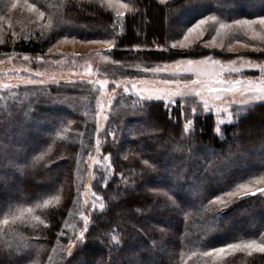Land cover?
<instances>
[{
	"label": "trees",
	"instance_id": "16d2710c",
	"mask_svg": "<svg viewBox=\"0 0 264 264\" xmlns=\"http://www.w3.org/2000/svg\"><path fill=\"white\" fill-rule=\"evenodd\" d=\"M115 1L129 6L124 16L104 0H0V29L11 27L0 34V56L44 59L60 40H109L114 47L99 51L109 61L96 68L99 77L134 79L140 69L181 59L230 60L200 42L185 50L167 46L214 16L232 27L234 40L262 50L259 57L238 56L264 63V41L233 28L235 20L264 17L246 0ZM27 4L35 5L34 14ZM49 91L0 98V264H264V252L226 247L264 244V194L256 191L264 188V102L216 134L211 114H194L185 132L188 101L135 102L125 110L120 102L132 98L116 99L100 136L112 174L104 181L98 173L92 186L103 208L90 214L83 242L68 256L79 226L70 220L79 210L78 174L94 149L95 93L83 80ZM65 99L72 102L67 107L60 104ZM241 184L247 188L227 195Z\"/></svg>",
	"mask_w": 264,
	"mask_h": 264
},
{
	"label": "rangeland",
	"instance_id": "374dc122",
	"mask_svg": "<svg viewBox=\"0 0 264 264\" xmlns=\"http://www.w3.org/2000/svg\"><path fill=\"white\" fill-rule=\"evenodd\" d=\"M104 1L107 6H111L120 11L126 10L121 8V4L115 0ZM245 3L248 7H254L256 10H260L261 8L264 9V5L257 6L255 1L246 0ZM234 9L237 10L236 7ZM25 11L27 13H35L34 10L29 9L27 5H25ZM40 18V15H36V20L39 21ZM187 19H189V17ZM142 22L143 19L140 23V32H143L144 28ZM10 28L11 27L6 24L4 28L0 29V34L5 30H9ZM233 28H236L240 31L241 37H247L251 41H261L260 39H253L252 32L247 31L245 28L238 27L236 25ZM253 28L257 32L261 31V26L259 24L253 25ZM246 32L247 34H245ZM185 35L188 36L187 40L184 39ZM185 35L177 41L168 43L167 46L175 50H185L191 45L200 42L203 46L214 49L219 53L220 56L230 57V60L227 61L211 58L212 60L220 61V64L224 65L225 79H240L244 81L252 80L255 82L262 76L260 69L250 66L248 61H251L253 64L264 65V63L253 61L251 56H238L239 53H246L254 54L255 57H259V55L262 53L261 48L257 45L252 46L251 44L242 43L241 40H234L232 27L221 30L220 35H217L216 32L210 30V28H208V24H206L204 26L203 35L200 34V30L190 34L187 31ZM213 36L216 37L215 40H213ZM173 45H175V47H173ZM105 46L107 45L60 40L56 42L52 48H50L48 53L51 54H48L44 59L28 58L25 60V56H0V84L12 85V87L8 89H0V98L3 99V101H5V96L8 95L14 97L21 95L32 96L31 93L33 92L36 94L39 92L40 94H48L51 88H57L61 85L63 86V84L80 83L82 80L85 83H88L93 88L95 93V110L92 111V115H88L95 128L94 149L88 154V157L85 159L84 169H81L80 173L78 174L80 179L79 210L78 212L71 214L70 220H77L79 226L75 229L76 239L71 242L66 249V254H68V256L73 253L77 245L83 242L78 239V236L84 228L88 229L90 225V214L94 211L101 210L102 201L97 195L94 194L92 186L94 181L97 180L98 173H102L104 175V181H106L111 176L112 170L111 167H107V165L110 163V157L102 154L101 148L99 152L96 151V142L99 140L101 144L100 136L106 129L107 124L111 119V115L115 113V107L113 105L116 99L123 96L125 99L132 98L134 103L128 104L127 102L124 103V101L120 102L121 107L119 108L125 110L128 107H134L135 102L141 104L145 102L158 101L162 102L165 106L172 107L178 101L182 105L188 101L187 103H192L193 108H196V112L193 113V108L191 109V117L189 120L184 122V130L187 126L188 129H190L189 131H191V118L194 114H211L215 121L216 134L220 133L219 129L223 125L233 123L239 115L245 113L249 106L264 102V100L251 99V94H243L242 90H238L235 93H222L221 95L224 102L215 100L214 97L205 93V96L209 101V108L205 110L200 97L189 94L192 88L199 86L191 85V81L197 79L195 73H186L184 71V69L187 67L188 59L176 60L174 63L169 65L154 66L149 69H140L138 70L139 74L141 75L139 78L121 80L100 78L99 73L96 72V68L103 67L109 63L107 57L99 52L101 50H105ZM229 48L231 50H229ZM55 51H58V53H54ZM83 56H88V58H83ZM231 61H235V64H231ZM200 67L205 71H221L220 65L213 66L210 63L202 64ZM231 67L238 68L240 71L228 72L227 69ZM89 68L91 69L90 73L88 71ZM29 79L33 80L34 83L28 84L27 80ZM200 79H207V77H200ZM99 80L107 81V84L101 88L97 83H89V81ZM165 81H169V83H165ZM133 83L137 85V88L133 89L131 87ZM126 87L128 88L127 92L125 91ZM240 87L241 89L243 88V86ZM141 89H148V91H141ZM154 89H166L169 92L180 91L185 93V95L183 97L179 95L172 97L176 103H170L167 97L164 99H157V95L163 96L164 94L162 92L155 93L152 91ZM150 96L152 97L151 99L148 98ZM244 100H248V102L244 103ZM71 103L72 102L68 99L63 101L61 100L60 102V104L63 106ZM66 111L74 112V110L70 109H67ZM189 121H191V124L188 123ZM189 131L185 132L188 133ZM112 138L113 134L111 133L110 139ZM106 156L109 157L108 161L103 159V157ZM95 160H99L100 163L95 164ZM234 169H239V167L235 166ZM239 170L246 171L247 168H245L243 165L242 169L240 168ZM261 182L259 185L264 186V181ZM9 193L12 194V191H9ZM257 193H260L261 195L264 194V192ZM185 198H187V196L182 198V200ZM84 217H87V224L84 223ZM253 249L257 250L255 248Z\"/></svg>",
	"mask_w": 264,
	"mask_h": 264
},
{
	"label": "snow or ice",
	"instance_id": "6c2138e0",
	"mask_svg": "<svg viewBox=\"0 0 264 264\" xmlns=\"http://www.w3.org/2000/svg\"><path fill=\"white\" fill-rule=\"evenodd\" d=\"M163 2V0H162ZM13 8L16 7L15 4L12 5ZM27 7L29 9H34L35 5L33 4H27ZM121 8L127 9L129 6L127 4H121L120 5ZM116 15L118 17L120 16H124V12L123 11H117ZM40 16H43V13H40ZM209 22L212 23V26L214 27L215 24L218 23V27H214V31L216 32L217 35H220L221 30H225L230 28L231 26L223 23V22H219L217 21L216 17L214 16H209L206 17L205 19H201L198 21V23L195 24L194 27L189 28L188 29V33H192V32H196L198 30H200V34L203 35V30H204V26L206 24H209ZM233 24H235L238 27H242L247 29V31H251L252 32V38L253 39H260L262 41H264V17H260L257 20H248V19H244V20H235L233 21ZM259 24L261 26V31L257 32L254 30L253 25ZM247 34V32L245 33ZM185 40L188 39V36L185 35L184 37ZM216 37L213 36V40H215ZM93 43H105L108 45L109 50H111L114 47V44L112 41L109 40H104V41H93ZM173 47H175V45H173ZM229 50H231L229 48ZM259 50V49H258ZM25 60L28 59V57H24ZM179 63V62H178ZM205 63H210L211 65L215 66V65H220L221 71L220 72H216V71H205L204 69H202L200 67V65L205 64ZM231 64H235V61H231ZM248 64L252 67H256L259 68L262 76L260 78L257 79V81H252V80H248V81H244V80H240V79H236V80H229V79H225L224 78V73H225V67L224 65L220 64V61L218 60H212L210 57H205L204 60L201 61H193V60H188L187 61V67L184 69V71L186 73H195L197 79L192 80L191 81V85L194 86H199V87H195L192 88L189 94L195 95L197 97H200L202 103H203V107L205 110H207L209 108V101L205 96V93H207L209 96L214 97L215 100H219V101H223V97H222V93H235L238 90H242L243 94H251V99L253 100H264V65L261 64H253L251 61H248ZM89 73L91 72V69L89 68ZM228 72H239L240 69L235 68V67H231L229 69H227ZM200 77H207V79H200ZM28 84H32L34 83L33 80L29 79L27 80ZM42 83V81H41ZM89 83H97L101 88H103L106 84L107 81H103V80H99V81H89ZM165 83H169V81H165ZM215 85H219V86H215ZM119 86V85H117ZM240 86H243V88L241 89ZM12 87V85L9 84H0V89H8ZM131 87L133 89L137 88V85L135 83H133L131 85ZM125 91H128V88H125ZM141 91H148V89H141ZM155 93H160L162 92L164 95H157L156 98L157 99H164L165 97L168 98L170 103H176V101L172 98L174 96H181L183 97L185 95V93L177 91V92H169L166 89H154L152 90ZM149 99H151L152 97H148ZM234 102V101H233ZM244 103H247L248 100H244ZM102 110V107H101ZM193 113L196 112V108L192 109ZM189 124H191V121L188 122ZM190 129H188V127H185V131H189ZM97 148L96 151L99 152L100 151V141L97 140ZM103 159L105 161L109 160V157H103ZM95 164H99L100 161L99 160H95L94 161ZM108 168L111 167V164L109 163L107 165ZM247 185L241 184L238 186L237 191L235 192H231V193H227V195H231V196H235L239 193L240 190L246 189ZM256 191L258 192H264V189H257ZM252 194L254 195L255 193H249L247 191H244V195H249ZM217 200H220L219 197H217ZM222 202V201H221ZM47 203V201L45 202ZM103 208V205H101V209ZM27 211L31 212V209H28ZM35 219L39 220V217H35ZM84 223L87 224L88 220L87 217H84ZM5 224L8 223L7 220L4 221ZM87 232V229L84 228L78 236V239L83 241L85 238V233ZM228 249H240V248H255L260 252H264V244H257L256 241H250L244 245H239V244H229L226 246ZM214 252L217 253H223L226 251L225 248H218V249H213ZM205 255H207V253H205Z\"/></svg>",
	"mask_w": 264,
	"mask_h": 264
}]
</instances>
